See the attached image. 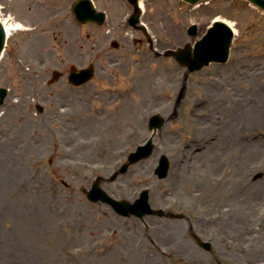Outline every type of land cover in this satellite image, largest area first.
Segmentation results:
<instances>
[{
  "label": "rangeland",
  "instance_id": "obj_1",
  "mask_svg": "<svg viewBox=\"0 0 264 264\" xmlns=\"http://www.w3.org/2000/svg\"><path fill=\"white\" fill-rule=\"evenodd\" d=\"M75 1L0 0V13L24 28L9 35L0 59V87L9 90L0 107V137L25 133L28 139L35 132L47 142L50 132L67 124L58 117L62 102L73 119H80L70 129L71 134L87 145L73 149L68 162L71 164L62 162L61 151L51 142L50 148L37 144L32 155L22 153L16 158L7 142L1 147L4 158L0 161V176L5 180L13 177V182L10 187L0 186V264H143L138 250L145 248L154 253L153 264H211L209 254L201 256V252L186 245L183 222L157 217L122 218L105 205L87 202L83 194L97 176L108 178L135 147L148 139L147 123L154 114L165 119L154 138L155 151L102 188L114 198L130 202L142 190H149L153 209L182 213L194 230L203 231L220 264H264V155L248 160L252 167L242 183L246 193L260 190L263 194L261 207L254 212L253 203L241 205L240 197L245 193L241 195L242 186L237 180L231 185L234 191L228 199L216 171L198 169L176 174L173 170L175 160L191 146L192 128L198 121L193 112L203 109L207 95L214 91L213 82L224 80L234 85L236 79H241L235 86L238 91L249 94L247 97L254 95L257 101L264 100V92L257 90L264 82V13L244 0H209L194 12L195 7L180 0H142L141 22L147 26L157 52L191 44L193 38L186 34L191 25L197 26L198 37L215 18L234 24L237 33L228 61L185 75L184 68L173 59L155 58L143 35L128 28L125 21L132 10L124 0H92L97 10L107 14L101 28L74 22L71 6ZM65 21L62 29L60 24ZM113 40L119 44L117 49L110 48ZM90 63L96 68L94 79L82 87H70L64 78L69 66L81 68ZM141 65L155 72L154 81L165 82L168 89V99L153 107L148 105L146 113L140 110L136 96V75ZM243 67L258 69L262 74L261 80L252 78L254 89L249 86L251 79L240 77ZM168 68L175 71L171 82L165 79ZM53 70L62 71L63 77L47 87L45 81ZM182 82L185 84L180 97ZM218 93L222 98L228 92ZM124 94L129 95L132 106L124 102ZM34 100L43 106V114L36 113ZM17 102L18 107H12ZM259 109L246 115V123H241L247 128L241 131L261 135L264 140V103ZM229 112L235 113L231 109ZM23 114L24 126L20 124ZM173 135L180 136L177 145L171 142ZM70 146L65 145L67 149ZM162 155L169 161V172L159 180L154 170ZM234 167L237 177L240 172ZM226 199L239 221L233 218L232 223L226 222L222 216ZM242 207L250 209L247 214L251 217L240 213ZM25 219H29L31 232L33 225L39 228L42 246L20 240L19 227ZM211 223L215 224L209 226ZM176 231L175 238H170L169 233ZM175 241L178 243L169 245L172 251L161 249ZM34 252H44L46 258L32 263L31 259L40 257Z\"/></svg>",
  "mask_w": 264,
  "mask_h": 264
},
{
  "label": "bare ground",
  "instance_id": "obj_2",
  "mask_svg": "<svg viewBox=\"0 0 264 264\" xmlns=\"http://www.w3.org/2000/svg\"><path fill=\"white\" fill-rule=\"evenodd\" d=\"M171 2L173 3L172 0ZM140 7L144 9L143 2H140ZM201 8V6H198L192 11H198ZM0 21L5 28L7 36H9L14 31L23 29L19 23L11 21L9 17L2 15L1 13ZM215 21L224 22L233 30L234 34L237 33L232 22L220 18H215ZM174 73L175 71H173L172 68L165 70L166 81H173L175 79ZM154 76L156 77L155 72L144 65H141V68L136 75L137 103L140 107V110L144 113L147 112L146 107L148 105L153 107L159 102L166 101L168 99V89L167 86L165 87L164 85L165 82L162 83L163 85L160 82L156 83L154 81ZM240 77H248L251 79V83L249 84L251 89H254L256 85L253 83L252 78L257 80H261L263 78L258 69L245 67L240 69ZM240 81L242 82L241 79H236L234 85H230L229 82L224 80L213 82L212 86L214 91L207 95L208 97L203 103V109L206 107H208V109H205V111H203V109H198L193 112V118H198V121L193 125L192 128L195 136L192 134V141H190L191 146L188 147L189 149L184 152L181 158L175 160L173 170L176 174H184L186 171H196L198 169H202L208 173L216 171L219 173L218 178L222 182V191L224 194L228 195V199L230 198V193L234 191V188L231 185L235 180H237V183L242 186L240 189L241 195L244 193L245 194L241 197L237 193L235 194L240 197L242 206L253 203L252 210L254 212L256 209L261 207L263 194H261L262 192H260V190H249L246 193L244 189L245 185L242 183L244 182L246 171L250 170V167H252V165L248 164V160L252 157L256 158L260 154L264 155V140L261 135H254L250 132H248V135H246L241 130L243 128H247L244 119L246 118V115H249L252 111L253 113L256 112L255 109H259L260 103H264V100L262 102L257 101L254 95L247 97L249 94L244 93L242 90L238 91L235 86L238 85ZM262 84V86L256 87L258 91L264 92V82ZM225 87L228 93L225 97L221 98L218 90L224 91L226 90ZM124 102L127 105L132 106L129 95L127 94H124ZM229 109L233 110L235 113L229 112ZM257 111L259 114L263 112L261 109ZM60 117L62 123L67 124L60 126V129L56 131L50 132L48 134L49 140L47 142L43 141V135H38L35 132L30 134L28 139L26 138L25 133L22 135L19 133H12L7 137H0V149L7 142L10 146V149L13 151L15 150L14 155L16 156H13V158H16L22 153H28L32 155V151H34L38 145L41 148L43 147V149L46 148V146L47 148H50L51 146L48 147V144L51 142L52 145L56 146L54 148L61 151L58 152L62 162L67 164L73 163H68L73 149H76L77 147L81 148L87 145H85L86 143L84 141L76 138V136L70 132V129L75 126L77 121L73 120L69 109L62 110L60 112ZM25 121L26 117H22L20 119V124L24 126ZM241 122L245 123L242 124ZM178 139H180V136L173 135L171 137V142L177 145V141H179ZM86 142L89 144L88 141ZM67 144L71 145L69 149L65 147ZM234 145H237V149L234 148ZM3 158L4 156L0 152V161ZM262 164L264 165V161ZM201 165H205L206 167H201ZM255 165L256 163L253 164V166ZM234 166H237L236 168L240 172V175L237 177L233 173V169L235 168ZM242 175L243 177L240 178ZM1 178L3 177L0 176V186L9 184L10 187L13 182V177L8 180H5L4 178L2 180ZM228 199L223 200L225 207L222 211V216L226 217V222L232 223L233 218H236L239 221V217L237 215H233L231 213L232 210L227 207L226 201ZM241 211L242 212L240 213H244L247 217H251V214H247L250 212V209L247 207H242ZM28 220L29 219L23 220L21 226L19 227L18 234L20 236V240H23V242L26 244L30 243V241H33L38 247L42 246L39 228L33 225L34 232H31L28 225ZM231 227L233 230H235L234 224H232ZM144 231L145 230L142 232ZM161 232L165 233L166 231L161 230ZM143 237L148 238V235L143 234ZM116 243L120 244V240L117 239ZM145 249L138 250V255L141 261H143V264H153V256H150L148 251H145ZM238 250L241 251L242 248L238 247ZM34 254L40 255V257L31 259L33 261L32 263H37L34 261H38L39 258H46L44 252L41 254H39V252H34ZM54 260L55 259L52 261ZM55 262L58 261L56 260Z\"/></svg>",
  "mask_w": 264,
  "mask_h": 264
},
{
  "label": "water",
  "instance_id": "obj_3",
  "mask_svg": "<svg viewBox=\"0 0 264 264\" xmlns=\"http://www.w3.org/2000/svg\"><path fill=\"white\" fill-rule=\"evenodd\" d=\"M131 3H135L136 0H129ZM195 1V0H189ZM260 7L264 9V0H251ZM75 7V14L77 15V19L81 22H86L92 19L93 17L102 20L103 15H95L94 11L90 5V3L86 0L80 1ZM137 22V17L133 19V23ZM189 33H194V28L189 31ZM231 32L230 30L223 24L216 23L212 29L209 30L208 34L203 38L202 41L198 42L195 45L194 50H191L189 46H187L183 50H178L175 53H172L178 61L181 63H186L190 69H198L202 65L207 64L209 61H220L224 62L227 58L228 47L231 41ZM4 34L0 27V51L3 46ZM91 75V69L85 71V73H81L75 76H72V80L74 83H80L89 79ZM3 92V91H1ZM0 92V96L3 97V93ZM158 118H154V124L159 125L161 122L157 120ZM152 149L150 141L144 147H139L137 149V153L132 154L129 158V162L133 163L143 157H146ZM127 166L123 167V171H125ZM89 197V194H88ZM91 197L93 200L100 199L103 202L109 204L117 213L121 215H130L134 214L137 216H142L146 213H153L150 211L149 206L147 204V193L144 192L141 195V198L136 202L135 205H129L126 202H115L112 199L108 198L105 194L101 193L97 186L91 193ZM140 209L142 211L140 212ZM160 213V212H157Z\"/></svg>",
  "mask_w": 264,
  "mask_h": 264
},
{
  "label": "flooded vegetation",
  "instance_id": "obj_4",
  "mask_svg": "<svg viewBox=\"0 0 264 264\" xmlns=\"http://www.w3.org/2000/svg\"><path fill=\"white\" fill-rule=\"evenodd\" d=\"M188 242H191L190 240Z\"/></svg>",
  "mask_w": 264,
  "mask_h": 264
}]
</instances>
